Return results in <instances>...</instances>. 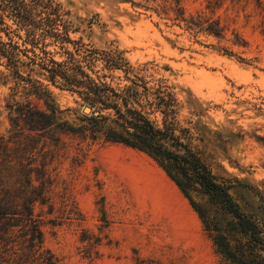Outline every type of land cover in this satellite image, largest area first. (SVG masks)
Listing matches in <instances>:
<instances>
[{
    "label": "rangeland",
    "instance_id": "374dc122",
    "mask_svg": "<svg viewBox=\"0 0 264 264\" xmlns=\"http://www.w3.org/2000/svg\"><path fill=\"white\" fill-rule=\"evenodd\" d=\"M52 1L66 14L71 42L62 50L45 40L48 58L65 61L66 51L116 91L131 81L150 92L167 87L191 149L264 229V0H179L186 20L204 28L216 22L221 38L187 30L170 12L158 16L120 0ZM0 41L8 42L2 32ZM19 59L14 70L0 58V207L20 209L36 198L33 190L41 193L33 215L57 264H223L207 227L234 233L235 220L196 194L201 220L146 154L89 132H30L22 118L10 121L9 106L46 110L31 85L50 94L60 112L56 122L84 127L99 111ZM150 119L160 122L158 114Z\"/></svg>",
    "mask_w": 264,
    "mask_h": 264
},
{
    "label": "trees",
    "instance_id": "16d2710c",
    "mask_svg": "<svg viewBox=\"0 0 264 264\" xmlns=\"http://www.w3.org/2000/svg\"><path fill=\"white\" fill-rule=\"evenodd\" d=\"M120 1L153 11L158 16L170 12L173 20L184 23L187 30L198 29L216 38L222 37V29L216 22L204 28L186 20L179 0H163L164 4L156 8L151 7L156 0ZM65 16L61 6L52 0H0V32L8 39L7 43L0 41V58L5 59L7 68L14 70L20 64L19 56L28 58L29 65H36L47 73L52 84H56L55 79H58L61 89L75 93L90 107H97L98 115L86 119L88 125L84 127L74 128L66 122H56L60 112L51 104L50 94L41 86L31 85L30 91H35L33 95L44 100L46 110L37 109L30 103L9 106L10 117L22 118L30 132H49L54 127L70 133L89 132L91 137L98 136L105 142L146 154L176 185L201 220L204 219L203 211L193 199L196 194L207 196L210 203L220 205L235 220L234 233L207 227L214 234L213 245L223 264H264L262 225L259 226L240 210L229 194V187L218 182L191 149L183 137L187 130L178 129L175 119L178 102L167 87H158L150 92L144 83L139 85L131 81V85L116 91L92 79L66 51L65 61L56 62L48 58L45 40L55 42L62 50L63 44L71 42L68 37L70 26ZM13 37L29 48L21 49L13 42ZM239 42L235 41V45L245 44ZM28 53L32 57H27ZM114 62L108 61L109 67L119 69ZM148 98H152L151 101ZM100 111L110 113L104 117ZM154 114L160 116V122L150 119ZM16 118L11 117L10 121L13 123ZM32 193L36 198L24 201L20 209L0 207V264H57L43 247L40 221L33 215L32 206L36 199H40L41 193L35 190Z\"/></svg>",
    "mask_w": 264,
    "mask_h": 264
},
{
    "label": "water",
    "instance_id": "95a60500",
    "mask_svg": "<svg viewBox=\"0 0 264 264\" xmlns=\"http://www.w3.org/2000/svg\"><path fill=\"white\" fill-rule=\"evenodd\" d=\"M86 111H87V112H86ZM88 111H89L88 109H85V112H86V113H88Z\"/></svg>",
    "mask_w": 264,
    "mask_h": 264
},
{
    "label": "bare ground",
    "instance_id": "6f19581e",
    "mask_svg": "<svg viewBox=\"0 0 264 264\" xmlns=\"http://www.w3.org/2000/svg\"><path fill=\"white\" fill-rule=\"evenodd\" d=\"M87 112V111H86Z\"/></svg>",
    "mask_w": 264,
    "mask_h": 264
}]
</instances>
